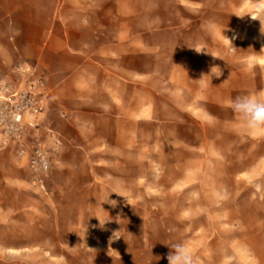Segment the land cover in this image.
Returning a JSON list of instances; mask_svg holds the SVG:
<instances>
[{
	"label": "rangeland",
	"instance_id": "obj_1",
	"mask_svg": "<svg viewBox=\"0 0 264 264\" xmlns=\"http://www.w3.org/2000/svg\"><path fill=\"white\" fill-rule=\"evenodd\" d=\"M182 4L168 18L180 31L155 43L210 45L216 57L204 59L201 78L212 67L222 75L203 78L197 112L123 123L116 150L85 160V197L75 207L50 196L48 173L38 184L25 169L37 191L0 193L11 214L0 219V264H169L178 243L197 264H264V136L249 135L230 103L264 98V67L246 62L264 56L261 23L248 15L264 0H201L192 13Z\"/></svg>",
	"mask_w": 264,
	"mask_h": 264
},
{
	"label": "crops",
	"instance_id": "obj_2",
	"mask_svg": "<svg viewBox=\"0 0 264 264\" xmlns=\"http://www.w3.org/2000/svg\"><path fill=\"white\" fill-rule=\"evenodd\" d=\"M184 1L192 13L201 0H0V83L19 87V68L42 81L38 134L55 147L42 185L63 207L84 199L85 160L116 150L123 123L148 126L159 112L179 122L197 112L210 45L155 43L180 31L168 18ZM25 169L26 158L0 148V193L37 191ZM9 213L0 199L1 222Z\"/></svg>",
	"mask_w": 264,
	"mask_h": 264
},
{
	"label": "built area",
	"instance_id": "obj_3",
	"mask_svg": "<svg viewBox=\"0 0 264 264\" xmlns=\"http://www.w3.org/2000/svg\"><path fill=\"white\" fill-rule=\"evenodd\" d=\"M17 72L22 74V80L16 89L9 90L0 83V148L11 149L17 157L26 158L34 182L41 184V177L48 173L55 152V147L44 143L38 134V117L46 108L41 94L42 81L22 68ZM45 130L49 140L57 146L54 133L48 127Z\"/></svg>",
	"mask_w": 264,
	"mask_h": 264
},
{
	"label": "clouds",
	"instance_id": "obj_4",
	"mask_svg": "<svg viewBox=\"0 0 264 264\" xmlns=\"http://www.w3.org/2000/svg\"><path fill=\"white\" fill-rule=\"evenodd\" d=\"M258 15L253 17L248 14L253 20H259L261 23V32L264 33V8L258 7L255 10ZM227 38V37H226ZM231 44L232 41L227 38ZM233 45V44H232ZM198 53L202 50L195 49ZM259 53H264V48ZM212 55V54H211ZM213 57H216L212 55ZM247 66L254 68L256 66L264 67V56H250L246 59ZM219 69V71L217 70ZM219 78L222 75L219 67H212L210 75H203L200 80H203L205 76H212ZM233 111L238 115L242 126L245 128L249 135L254 137L264 136V98H259L254 95L238 96L231 102ZM119 195V194H118ZM116 233V232H115ZM113 234L112 239H117ZM111 240L109 243L111 244ZM171 251L167 257L169 264H197V260L194 257L193 251L184 243H178L170 247Z\"/></svg>",
	"mask_w": 264,
	"mask_h": 264
}]
</instances>
